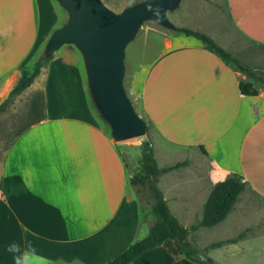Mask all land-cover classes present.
<instances>
[{"label": "crops", "instance_id": "1", "mask_svg": "<svg viewBox=\"0 0 264 264\" xmlns=\"http://www.w3.org/2000/svg\"><path fill=\"white\" fill-rule=\"evenodd\" d=\"M225 6L236 32L264 46V0H225ZM58 14L51 0H0V102L59 27ZM200 29L227 49L219 35ZM137 58L130 93L150 126L156 163L185 162L157 177L177 220L187 228L196 224L212 186L233 173L264 200L263 88L243 95L239 84L248 76L192 36L144 40ZM37 78L44 118L10 139L0 165V264H17L25 253L29 264H105L147 235L151 201L133 191L121 150L86 98L77 57L55 52L33 84ZM240 196L223 221L187 236L203 250L249 228L238 241L206 250L217 264H236L250 247L261 251L254 244L264 235L243 226L250 213L240 209ZM209 231L215 238L204 240ZM129 264L195 263L166 239Z\"/></svg>", "mask_w": 264, "mask_h": 264}, {"label": "rangeland", "instance_id": "2", "mask_svg": "<svg viewBox=\"0 0 264 264\" xmlns=\"http://www.w3.org/2000/svg\"><path fill=\"white\" fill-rule=\"evenodd\" d=\"M51 1L54 5L55 10L59 13L58 19H60V21L58 26H61L68 20L69 14L67 10L63 8L57 1ZM101 1L105 5L107 4L108 7L110 5L111 7L109 8H111L113 11L119 12L126 6H129L132 3L140 0ZM44 11V14H46L47 11L45 7ZM45 16V19L48 20L49 15L46 14ZM167 17L175 26L184 25L188 28H197L196 26H198L199 30L202 32L204 31L200 28L207 27L210 32H213V34H217L222 39H224L225 46L227 48L226 50L231 52V54L236 59H238L239 62L249 67L256 74L264 76V46L252 44L236 32L227 14L225 0H181L180 4L175 10L169 11L167 13ZM172 32L173 31L171 29L165 28L154 21H145L139 27L135 37L128 43L125 48L124 87L137 112L138 101L134 97H132L130 93L131 63L133 59H138L137 56L139 54L140 44L143 43L144 40L153 41L154 39H162L164 37L170 36ZM46 42L47 40L43 41L42 44L39 45L34 56V62L40 54L44 53ZM59 51H64L66 53H70L74 57H77L79 67L83 74V78L86 81V98L99 123L107 130V132L110 133L109 124L102 118L91 98L88 87L87 74L81 53L72 44L62 45L59 49L54 51L53 54ZM247 80H251L250 77H247ZM255 86L258 89L260 88L258 82H255ZM37 93H42L41 82L39 78H37L34 84L32 83V86L16 96L11 105L4 112L0 113V165L3 161L4 154L9 145L10 139L19 131V129L22 128L25 123L30 121L32 118H35V116L30 113V104L33 97ZM114 141L123 154V157L129 167L131 177L135 174H139L141 169L142 155L141 143L151 141L148 130L144 135L138 137H133L121 141ZM177 158L181 157H174L170 160H174ZM159 163L161 164L160 161ZM163 181L164 179H162V182ZM162 182L161 186H163ZM131 187L133 191H135V193L139 195V197H145L146 200H150L152 205V199L149 198L147 188L145 186H135L131 184ZM240 195V209L245 211L243 213H250L249 215H247V220L245 221V223H243V226L250 227L252 234L254 235H264V200H262L247 187H245ZM208 233V236L203 237L204 240L215 238L213 235V231H209ZM254 245L257 248H261L260 253L258 254L257 252L251 251L254 247H250V249H247L245 253H240L236 256V264H264V237H262L259 241H257V244Z\"/></svg>", "mask_w": 264, "mask_h": 264}, {"label": "water", "instance_id": "3", "mask_svg": "<svg viewBox=\"0 0 264 264\" xmlns=\"http://www.w3.org/2000/svg\"><path fill=\"white\" fill-rule=\"evenodd\" d=\"M55 1L69 17L49 36L45 56L50 57L64 44L74 45L83 58L91 98L109 124L111 137L121 141L144 135L146 122L124 87L125 48L145 21L173 30L175 25L167 13L181 0H140L119 12L101 0Z\"/></svg>", "mask_w": 264, "mask_h": 264}, {"label": "trees", "instance_id": "4", "mask_svg": "<svg viewBox=\"0 0 264 264\" xmlns=\"http://www.w3.org/2000/svg\"><path fill=\"white\" fill-rule=\"evenodd\" d=\"M175 33H181L186 36H192L198 39L203 47L216 54L223 62L236 70L243 72L250 81L240 82L241 93L246 96H256L259 87L264 89V76L256 74L249 67L245 66L236 59L229 51L217 44L208 34L184 26H176ZM51 57V56H50ZM50 57L40 54L31 68H22L20 75L12 86L6 97L0 102V113L4 112L12 103L14 98L28 88L40 73L43 65ZM30 113L35 116L25 123L17 133H20L29 124L44 118V96L43 93H37L30 104ZM150 126L147 124V130ZM185 162H177L174 165L159 168L153 154V147L150 141L142 145L141 169L139 174L131 177L132 185H142L147 188L148 196L152 199L151 213L154 216V222L149 227L145 237L136 240L130 244L124 251L105 264H129L134 259L162 244L166 239H172L178 250V253L194 262L195 264H217L210 256L206 254L209 248L219 247L226 243H234L241 239L249 228L244 229L235 237L210 243L205 249L200 250L191 246L187 240L190 231L198 227H211L223 221L231 211L238 200L239 194L245 189L246 184L241 181V177L235 173L229 174L223 181L212 186L210 192L203 204L201 219L190 228L183 226L177 218L171 213L161 190L157 185V177L166 173Z\"/></svg>", "mask_w": 264, "mask_h": 264}, {"label": "clouds", "instance_id": "5", "mask_svg": "<svg viewBox=\"0 0 264 264\" xmlns=\"http://www.w3.org/2000/svg\"><path fill=\"white\" fill-rule=\"evenodd\" d=\"M11 251H18L17 246H12V248H10ZM30 253H25L24 256L22 258H18L17 259V264H29L30 261Z\"/></svg>", "mask_w": 264, "mask_h": 264}, {"label": "built area", "instance_id": "6", "mask_svg": "<svg viewBox=\"0 0 264 264\" xmlns=\"http://www.w3.org/2000/svg\"><path fill=\"white\" fill-rule=\"evenodd\" d=\"M262 96L264 97V89L261 91Z\"/></svg>", "mask_w": 264, "mask_h": 264}]
</instances>
